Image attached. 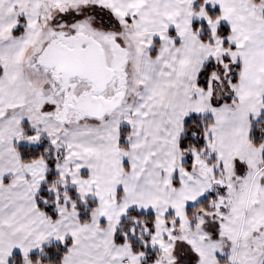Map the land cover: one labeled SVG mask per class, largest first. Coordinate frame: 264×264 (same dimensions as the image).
<instances>
[{
	"label": "snow or ice",
	"instance_id": "snow-or-ice-1",
	"mask_svg": "<svg viewBox=\"0 0 264 264\" xmlns=\"http://www.w3.org/2000/svg\"><path fill=\"white\" fill-rule=\"evenodd\" d=\"M0 264H264V0H0Z\"/></svg>",
	"mask_w": 264,
	"mask_h": 264
}]
</instances>
